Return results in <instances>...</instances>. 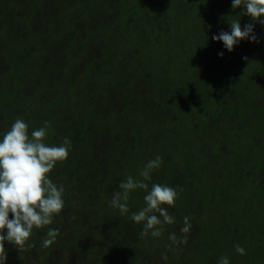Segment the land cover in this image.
Wrapping results in <instances>:
<instances>
[{"label":"trees","instance_id":"obj_1","mask_svg":"<svg viewBox=\"0 0 264 264\" xmlns=\"http://www.w3.org/2000/svg\"><path fill=\"white\" fill-rule=\"evenodd\" d=\"M236 20L258 42L229 52L211 38ZM18 118L71 145L50 173L64 208L22 249L5 242V264H264V25L232 0H0V138ZM156 156L149 187L183 191L175 223L141 238L145 191L127 215L109 201Z\"/></svg>","mask_w":264,"mask_h":264},{"label":"clouds","instance_id":"obj_2","mask_svg":"<svg viewBox=\"0 0 264 264\" xmlns=\"http://www.w3.org/2000/svg\"><path fill=\"white\" fill-rule=\"evenodd\" d=\"M241 7L252 21L264 25V0H232L233 10ZM229 26L230 32L221 31L211 38L213 41L222 42L229 52L241 40L258 42L253 23L241 27L240 20H236ZM218 55L222 57L223 52ZM46 137L47 125L29 134L28 124L18 118L0 138V264H5L7 260L5 242L22 249L34 228L51 225L53 217L64 208V186L54 183L50 179V173L57 162L68 158L71 141L64 138L58 146L49 145L45 143ZM162 163L160 156L148 160L139 174L142 179L127 177L126 181L119 183V190L112 193L109 201L111 207L117 208L122 215H127L130 193L135 189L145 191V206L130 216L132 222L142 224L139 233L141 238L149 235L159 238L163 235L165 225L175 223V217L169 214L165 206H174L179 192L183 189L158 183H152L149 187L147 183L152 179V171L158 169ZM190 220L189 216L183 217L179 231L185 235L178 237L175 233L169 234L168 239L172 246L179 247L187 243V234L193 228ZM58 234L59 229L49 227L42 242L43 246L53 244ZM234 247L240 255L246 254L240 245ZM161 258L168 259L165 254ZM218 264H230L229 257L221 256Z\"/></svg>","mask_w":264,"mask_h":264}]
</instances>
